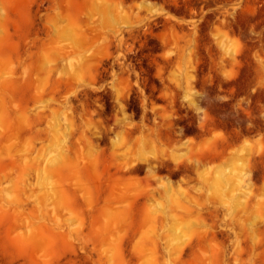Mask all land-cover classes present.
<instances>
[{
    "label": "rangeland",
    "instance_id": "374dc122",
    "mask_svg": "<svg viewBox=\"0 0 264 264\" xmlns=\"http://www.w3.org/2000/svg\"><path fill=\"white\" fill-rule=\"evenodd\" d=\"M0 264H264V0H0Z\"/></svg>",
    "mask_w": 264,
    "mask_h": 264
},
{
    "label": "bare ground",
    "instance_id": "6f19581e",
    "mask_svg": "<svg viewBox=\"0 0 264 264\" xmlns=\"http://www.w3.org/2000/svg\"><path fill=\"white\" fill-rule=\"evenodd\" d=\"M158 161V160H157ZM175 161V167L178 169V170H180V172L179 173H182V174H185V173H188V172H190L191 170H192V165H188V164H183V162L182 161H180V160H178V159H175L174 160ZM162 166H165V163L163 162V161H161V162H159ZM189 163V162H188ZM148 164V166H150V169H149V172L154 176V178L155 177H157V171H156V166L157 165H151V163L150 162H148L146 159H144V158H142V160L139 162V163H137V165H134L132 168H131V171L132 172H136V173H142V172H144L145 171V166ZM160 165V166H161ZM159 169V168H158ZM235 169V168H234ZM217 175H215V178L217 179V180H220V181H222V179H224V176H223V173H221V172H217L216 173ZM174 175H176V174H174ZM205 175V174H204ZM207 175V174H206ZM215 181V180H214ZM222 183V182H221ZM168 185H169V188H171V185H170V182L168 183ZM216 185V184H215ZM215 188H216V186H215ZM218 188H219V186H218ZM216 190V189H215ZM220 190V189H219ZM220 191H222V190H220ZM219 193V192H218ZM217 193V194H218ZM222 193V192H221ZM220 193V194H221ZM222 195V194H221ZM219 196V195H218ZM223 197V196H222Z\"/></svg>",
    "mask_w": 264,
    "mask_h": 264
}]
</instances>
